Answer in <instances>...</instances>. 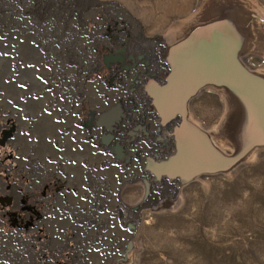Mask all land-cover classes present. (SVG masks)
Here are the masks:
<instances>
[{"label": "rangeland", "instance_id": "374dc122", "mask_svg": "<svg viewBox=\"0 0 264 264\" xmlns=\"http://www.w3.org/2000/svg\"><path fill=\"white\" fill-rule=\"evenodd\" d=\"M126 1L0 0V129L7 118L18 120L13 143L22 146L21 125L28 119L36 122L57 84L53 74L64 72L67 59L77 65V76L61 81L60 90L74 97L80 91L86 94L90 84L81 85L80 72L87 65L95 84V70L101 67L97 60L109 52L97 47L98 36L108 22L124 18L132 25L140 23L145 38L162 43L166 63L179 60L170 51L194 36L220 38L222 58L227 47L233 49L234 62L247 72L245 80H237L246 93L228 86L222 65L220 82L206 80L188 106L189 120L206 136L205 147L210 145L232 163L206 167L189 179L174 178L162 167L149 169L150 159L165 164L177 152L173 130V151L160 159L148 157L142 169L135 163L116 168L110 157L101 175L107 188L104 206L95 210L96 196H90L85 207V201L75 206L82 208H76V218L62 211L63 223L53 230L58 241L63 239L60 246L54 244L60 249L54 262L264 264V0ZM170 75H162L163 80ZM54 108L51 114L59 103ZM81 165L90 167L91 176L101 172L97 164ZM4 168L0 165V171ZM2 184L0 176V191ZM10 250L12 257L23 254L22 239L13 241ZM43 259L48 261L47 256Z\"/></svg>", "mask_w": 264, "mask_h": 264}, {"label": "flooded vegetation", "instance_id": "af4514ba", "mask_svg": "<svg viewBox=\"0 0 264 264\" xmlns=\"http://www.w3.org/2000/svg\"><path fill=\"white\" fill-rule=\"evenodd\" d=\"M114 27L111 33L106 32L108 28ZM143 31L140 23L132 25L124 18H116L115 22H108L105 31H101L102 33L98 36L101 42L97 47H102L109 52L104 53L100 60H97L101 67L95 70L97 76L102 77L101 82L105 83L106 92L100 94L99 87L93 83L85 90L87 100L83 105V109L87 108L83 125L88 129L89 137L96 136V130L101 126L104 127L103 129L109 132L106 141H118L111 148L113 152L110 150V154L115 153L121 159L122 166L126 165L127 168H131V165L135 163L136 167L140 166L141 169L148 157L160 159L173 151L174 140L169 131H172L174 125L179 122L173 120L162 124L156 108L152 106V99L148 95L147 88L151 84H166L167 77L165 76L164 81L162 75L172 74L174 67L168 59L166 63L162 57V51L159 49L162 43L145 38ZM112 98L113 103L110 101ZM90 102L94 103L95 109L90 107ZM102 103L105 104L104 106L119 105L117 111L119 117L114 124H110L114 112L109 118L98 119L96 109L104 107L101 106ZM190 103L189 101L188 106ZM67 111L68 108L63 104L55 110L59 121L71 124ZM12 125L16 126L13 137L8 139L5 146H0V165L5 167L0 171V176L3 178L0 191L2 192L0 194V222H3L9 229L6 234L8 244L6 256L14 260L12 264H37L38 261L44 263L43 257H41L42 260L40 257L38 259L32 252L26 250L23 240V254L11 256V243L20 242L22 233H27L32 229L30 235L35 239L40 240L46 236L45 228L42 226L46 213L45 189H34L29 193L26 183H30V180L26 181V177L18 172L16 157L19 155L21 145L16 146L13 143V138L19 128L18 120L14 117L7 118L5 126L0 129V135L5 128ZM72 132L71 126H68L64 136L61 137L65 146L64 149L62 147L61 152L68 160L70 141L66 135ZM10 167H13L14 171L17 170L15 173L18 176L17 179L11 178ZM60 182L57 175L52 176L51 184L53 185L50 184L49 190L58 191ZM106 190L107 188L103 189V192ZM175 190L177 191V187ZM54 195L49 203L56 202ZM74 238L77 240V237ZM78 244H80L79 241ZM78 247L80 248L79 245ZM81 256H83L82 253Z\"/></svg>", "mask_w": 264, "mask_h": 264}, {"label": "crops", "instance_id": "0c3cea01", "mask_svg": "<svg viewBox=\"0 0 264 264\" xmlns=\"http://www.w3.org/2000/svg\"><path fill=\"white\" fill-rule=\"evenodd\" d=\"M123 0V3H126ZM142 18L141 16H139ZM70 51V49H68ZM87 69V65L84 66ZM64 72H58L53 74L52 82L54 84V90L48 94L45 102L43 103V111L41 114L37 115L36 122L30 124V120L26 125H21V138L22 146L19 150V155L16 157L20 172L26 177V181L30 180V183H26V188L29 193L33 192L34 189H45V219L42 226L46 231V236L42 239H35L30 235L32 231L27 233H22L20 239H22L26 245V249L34 254L35 257L47 256V262L44 263L40 261L37 264H59L54 261L58 258L57 254L60 249H57L54 244L59 242V246L63 239L56 238L57 232L53 236V230L59 228L62 225V211L66 210L72 217L76 218L79 208L75 207L79 203L84 202V207L86 205V198L96 196L94 205L95 210L100 211L103 205V200L105 202V193L103 192V181L101 180V175L103 170L106 171L105 163L107 164L112 157L113 164L116 168H120L121 159L110 154L111 148L114 147L118 141H106L109 132L104 127H99L96 130L97 135L92 138L89 137L90 133L88 129L83 125V119L87 115V108L83 109L84 101L87 100L86 94H81L78 96L66 95L63 90V84L60 83L64 79H75L77 76V65L73 63L70 59L65 60V65L63 66ZM86 69L82 70L81 85L86 83L92 86V71L87 72ZM102 77L96 75L95 84L99 87V93H105V83L101 82ZM83 88V86H82ZM56 92V102H53ZM52 95V96H51ZM55 103L59 105L63 104L68 108L67 116L71 120V124L59 121L54 114H51L50 109L54 108ZM90 107L95 109L94 105L90 103ZM113 108V105H108L96 109L98 119L102 118L104 114ZM71 126L72 133L66 135L70 141L69 145V160L64 158L61 149L65 148L64 141L60 140L64 136L65 130ZM95 132V131H94ZM52 133V137H50ZM118 146H120L118 144ZM113 152V150H112ZM77 161V162H76ZM91 162V164L98 165L97 175H90V167H84L81 164ZM105 167V168H104ZM11 168V178H18L17 172ZM108 171V170H107ZM97 172V173H98ZM93 173L94 170H93ZM60 178V189L58 191L52 192L49 190L52 176ZM53 185V184H51ZM94 185V186H93ZM90 186L91 190L87 187ZM121 188V187H120ZM101 189V194L99 190ZM122 190V189H121ZM55 193V195H54ZM89 194V196H87ZM120 196V192H118ZM51 195V196H50ZM56 197V202L49 203V200ZM50 196V197H49ZM122 196V191H121ZM120 200V199H119ZM125 199L122 200V204ZM70 218V219H71ZM70 222L71 220H67ZM9 232L8 227L2 222H0V264H12L13 259L6 256L7 238L6 234ZM61 240V241H60ZM39 249V250H38ZM62 251V250H61ZM37 253V255H36ZM42 260V259H41Z\"/></svg>", "mask_w": 264, "mask_h": 264}, {"label": "water", "instance_id": "95a60500", "mask_svg": "<svg viewBox=\"0 0 264 264\" xmlns=\"http://www.w3.org/2000/svg\"><path fill=\"white\" fill-rule=\"evenodd\" d=\"M220 45V38L216 36L207 38L204 35L194 36L184 41L182 45L170 51L173 52L175 59L179 58V60L174 62V70L167 78L166 84H151L147 88L148 95L152 99V106L156 108L162 124L173 120L179 121L173 128L175 131L173 135L177 141L176 145L174 144L177 152L170 154L165 164L163 162L154 163V159H150L148 161L150 163L147 164L149 169L157 171L159 167H162L166 174L172 173L174 178L183 176L189 179L200 174L206 167L213 170L232 163L231 158L219 152L215 153L210 145L205 147L206 136L188 118L190 99L206 80L213 81V83L220 82L222 65L227 69L228 86L232 89L238 86L243 93H246L243 86L237 84V80H245L247 72L234 62L232 48L227 47L224 52L226 57L222 58ZM261 88L264 91V85ZM118 107L119 105L113 107L108 114L103 115L104 118H109L114 112L111 125L118 120ZM15 131L14 125L5 128L1 133L0 144L5 146L6 141L13 137ZM260 139L263 140L264 137ZM211 151L213 156H210ZM130 247L129 244L128 251Z\"/></svg>", "mask_w": 264, "mask_h": 264}, {"label": "bare ground", "instance_id": "6f19581e", "mask_svg": "<svg viewBox=\"0 0 264 264\" xmlns=\"http://www.w3.org/2000/svg\"><path fill=\"white\" fill-rule=\"evenodd\" d=\"M259 55V54H258ZM261 59V58H260ZM251 63V62H250ZM249 63V64H250ZM218 138H220V137H218ZM221 140V139H220ZM218 142V141H217ZM226 144V143H225ZM222 145H223V143H222ZM225 147V146H224ZM185 172H187V170H184ZM127 255H125L124 257H126ZM126 259V258H125Z\"/></svg>", "mask_w": 264, "mask_h": 264}]
</instances>
